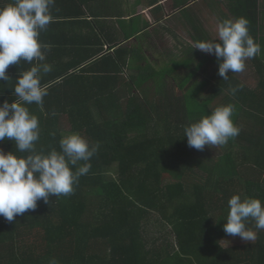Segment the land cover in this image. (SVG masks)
<instances>
[{"label":"trees","instance_id":"1","mask_svg":"<svg viewBox=\"0 0 264 264\" xmlns=\"http://www.w3.org/2000/svg\"><path fill=\"white\" fill-rule=\"evenodd\" d=\"M256 4L248 29L261 48ZM182 54L157 70L139 48L114 50L106 75L83 76L62 98L56 80L41 79L58 100L25 105L39 121L37 151H60L73 132L99 149L71 195L40 200L13 222L0 217V264H264V229L249 221L257 239L232 244L240 237L223 228L233 195L264 206V55L245 61L257 80L250 87L237 73L223 80L215 55ZM227 104L239 135L223 147H189L184 128ZM0 150L16 152L15 142L5 138Z\"/></svg>","mask_w":264,"mask_h":264},{"label":"clouds","instance_id":"2","mask_svg":"<svg viewBox=\"0 0 264 264\" xmlns=\"http://www.w3.org/2000/svg\"><path fill=\"white\" fill-rule=\"evenodd\" d=\"M55 0H12L0 7V80H9L6 69L22 60L36 61L29 70L19 73L14 87L18 99L0 104V142L5 138L15 142L16 152L0 150V217L13 222L15 217L34 211L37 202L48 204L50 197L69 196L81 176L89 173L91 158L99 144L90 145L79 133L73 132L59 140L60 151L55 148L47 154L37 151L40 139L39 121L25 105H43L48 95L46 85L41 84L42 75L52 71L46 63L49 44L39 40L53 21L52 8ZM245 17L224 19L217 25L216 40H199L193 48L215 55L218 75L228 80V73H240L245 61L257 56L260 45L249 34ZM240 85L230 89L235 95ZM235 107L232 104L218 106L210 114L201 116L184 128L189 147L203 151L205 146L223 147L237 137L240 128L233 122ZM254 221L256 229H264V206L257 198L233 195L228 200V214L224 231L239 236L245 242H253L257 234L247 226ZM48 264H58L55 258Z\"/></svg>","mask_w":264,"mask_h":264},{"label":"crops","instance_id":"3","mask_svg":"<svg viewBox=\"0 0 264 264\" xmlns=\"http://www.w3.org/2000/svg\"><path fill=\"white\" fill-rule=\"evenodd\" d=\"M11 2L0 0V7ZM249 5L250 0H55L53 21L39 37L42 43L51 46L45 62L52 71L42 78L45 82H58L56 94L61 98L67 92L71 96V92L80 90L78 83L83 76L92 77L93 71L106 75L112 69V58L108 55L114 50L132 47L142 50L157 70L166 68L170 61L180 59L176 55L193 47L196 41L216 40L217 25L224 19L248 20ZM256 10L257 37L264 55V0H257ZM35 63L22 60L6 69L10 79L0 80V104L18 99L14 94L16 79ZM86 68H91V72H83ZM244 70H249L256 79L248 65ZM43 100V106H57L53 92Z\"/></svg>","mask_w":264,"mask_h":264},{"label":"rangeland","instance_id":"4","mask_svg":"<svg viewBox=\"0 0 264 264\" xmlns=\"http://www.w3.org/2000/svg\"><path fill=\"white\" fill-rule=\"evenodd\" d=\"M188 47V46H187ZM183 54L181 53L180 55H176L180 58V56H182ZM161 65H164V62H161ZM240 78L246 83L248 84L250 87H254L257 83V80L255 79V77L253 75H251L249 70H244L241 73H238ZM111 173V172H110ZM112 176H114V173H111ZM156 229H154L153 231H155ZM232 242V240H231ZM243 241L241 240H235L234 242H232V244H238V243H242ZM223 246H226L227 244L225 242H222Z\"/></svg>","mask_w":264,"mask_h":264}]
</instances>
